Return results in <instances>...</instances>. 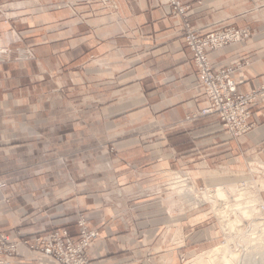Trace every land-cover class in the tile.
Wrapping results in <instances>:
<instances>
[{
    "label": "crops",
    "instance_id": "1",
    "mask_svg": "<svg viewBox=\"0 0 264 264\" xmlns=\"http://www.w3.org/2000/svg\"><path fill=\"white\" fill-rule=\"evenodd\" d=\"M75 2L76 10L86 15L91 11L88 23L93 32L87 31V25L77 23L69 10H61L54 13L67 20L61 35L81 38V44L91 41L94 61L91 68L84 70L91 108L97 111L101 124L116 131L108 136L114 157L133 161L139 180L150 181L162 171L187 165L196 183L216 186L244 178L249 163L264 161V97L253 108L251 130L239 138L224 132L215 116L187 119L206 108L209 100L196 81L197 68L182 32L184 18L173 12L168 0ZM181 2L188 6L186 15L192 27L203 34L230 25L252 32L247 40L208 52V59L214 66L238 65L233 78L240 92L262 89L264 0ZM84 55L82 52L69 62L84 65ZM123 167L120 161L114 167L121 175L118 193L113 190L86 195L80 191L75 199L76 204L89 210L92 226L101 234L89 250L94 264H179L180 246L174 245L181 229L178 200L173 196L134 202L125 199L124 194L133 189L126 178H133L134 172ZM36 188L35 183L22 185L13 190L9 205L0 204V231L21 230V237L12 234L13 241L51 225H67L74 233L68 218L73 211L61 204L67 190L45 194L40 200L35 198ZM131 221H136L133 234ZM196 234L188 232L185 239L189 242ZM165 236L172 238L171 247H164ZM143 245L154 248L150 262L133 256L143 255ZM165 253L171 259L166 260ZM12 264L54 263L22 247Z\"/></svg>",
    "mask_w": 264,
    "mask_h": 264
},
{
    "label": "rangeland",
    "instance_id": "2",
    "mask_svg": "<svg viewBox=\"0 0 264 264\" xmlns=\"http://www.w3.org/2000/svg\"><path fill=\"white\" fill-rule=\"evenodd\" d=\"M61 10H69L92 34L91 11L86 15L76 10L75 0H0V204L9 205L13 190L28 183L37 185L34 193L40 200L66 189L61 204L73 211L68 218L75 232L64 224L51 225L13 241L12 234L21 237V230L0 231L1 263L12 264L27 247L54 264H94L89 250L101 234L92 226L89 210L75 199L80 191L118 193L121 175L114 167L120 161L123 169L134 172L133 178H126L133 189L125 199L178 200L181 229L174 245L180 246L179 264H264V161L249 163L244 178L216 186L196 183L187 165L162 171L150 181L139 180L133 161L114 157L108 136L116 131L101 124L91 108L84 70L94 61L92 43L63 38L67 20L54 15ZM82 52L84 65L69 62ZM129 227L135 233L136 221ZM62 230L72 237L71 245L58 234ZM188 232L197 233L189 242ZM163 242L171 247L172 238L165 236ZM48 246L60 254L49 256ZM140 247L143 255L134 258L150 262L153 246Z\"/></svg>",
    "mask_w": 264,
    "mask_h": 264
},
{
    "label": "built area",
    "instance_id": "3",
    "mask_svg": "<svg viewBox=\"0 0 264 264\" xmlns=\"http://www.w3.org/2000/svg\"><path fill=\"white\" fill-rule=\"evenodd\" d=\"M173 12L184 18L182 28L185 43L193 54L197 68L196 81L208 97L209 105L190 114L187 119L195 120L204 116H215L224 132L233 138H238L252 128L250 119L258 100L264 97V87L251 92H240L233 73L239 69L229 66H214L208 59V52L221 50L233 43L244 41L251 36L250 30L236 26L220 28L216 31L203 34L192 27L187 19L188 6L181 0H168ZM64 238L67 245L72 244V237L66 230L58 233ZM95 236L94 234L92 235ZM46 253L51 256L60 254L56 249L48 246ZM0 254L2 251L0 250ZM0 264L1 257H0Z\"/></svg>",
    "mask_w": 264,
    "mask_h": 264
},
{
    "label": "bare ground",
    "instance_id": "4",
    "mask_svg": "<svg viewBox=\"0 0 264 264\" xmlns=\"http://www.w3.org/2000/svg\"><path fill=\"white\" fill-rule=\"evenodd\" d=\"M221 209V208H220ZM224 210H226L225 208H224ZM247 211V210H246ZM250 211V210H249ZM245 212V211H244ZM246 214H247V212H246ZM243 215H245V213H243ZM250 215H251V213H250ZM246 216V215H245ZM248 216V215H247Z\"/></svg>",
    "mask_w": 264,
    "mask_h": 264
}]
</instances>
